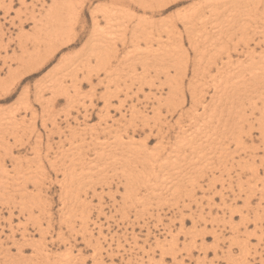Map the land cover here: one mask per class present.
<instances>
[{
	"label": "rangeland",
	"instance_id": "374dc122",
	"mask_svg": "<svg viewBox=\"0 0 264 264\" xmlns=\"http://www.w3.org/2000/svg\"><path fill=\"white\" fill-rule=\"evenodd\" d=\"M263 195L264 0H0V264H264Z\"/></svg>",
	"mask_w": 264,
	"mask_h": 264
},
{
	"label": "bare ground",
	"instance_id": "6f19581e",
	"mask_svg": "<svg viewBox=\"0 0 264 264\" xmlns=\"http://www.w3.org/2000/svg\"><path fill=\"white\" fill-rule=\"evenodd\" d=\"M12 1V0H11ZM219 1V0H218ZM141 2V1H140ZM215 2H217V0H215ZM137 3V2H136ZM221 3V1H220ZM60 5H55L53 6L52 9L49 10V12L45 15V19L42 21V26H43V30L44 32H46L47 34V40L48 43L52 42V41H55V40H63V38L61 37H64L66 35V32L64 30L65 28V22L67 21V17H66V13H65V7L63 4L59 3ZM143 7V6H142ZM10 12V11H9ZM7 13V12H6ZM19 14V13H18ZM188 14V13H187ZM190 14V13H189ZM188 14V15H189ZM187 16V15H186ZM19 18L20 17V14L18 15ZM96 19V18H95ZM32 20L35 22L36 21V18L33 17ZM146 23V21H144ZM38 26V25H37ZM144 30L145 27H144ZM144 32V31H143ZM38 35V34H37ZM37 37V36H36ZM39 37V36H38ZM41 37V35H40ZM33 38V40L35 42L38 43V39H42L41 38ZM46 37V36H44ZM58 37V38H57ZM44 40V39H43ZM39 44V43H38ZM253 54V53H252ZM253 57V56H252ZM251 59V58H250ZM255 57H253L251 60H252V63H253V66L255 65H258L259 62H256V60L254 61ZM258 76V75H255V77ZM227 89V87H226ZM179 163V162H178ZM177 163V164H178ZM176 167V166H175ZM264 196V195H263ZM168 250V249H167ZM173 253V252H172Z\"/></svg>",
	"mask_w": 264,
	"mask_h": 264
}]
</instances>
